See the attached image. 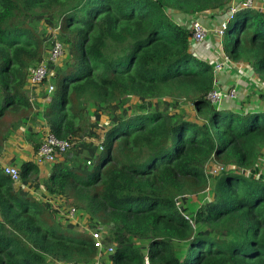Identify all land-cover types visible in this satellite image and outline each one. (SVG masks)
<instances>
[{
    "label": "trees",
    "instance_id": "16d2710c",
    "mask_svg": "<svg viewBox=\"0 0 264 264\" xmlns=\"http://www.w3.org/2000/svg\"><path fill=\"white\" fill-rule=\"evenodd\" d=\"M234 2L0 0V159L31 96L45 105L28 136L36 156L48 134L70 143L45 177L36 157L24 161L20 187L0 168V264H96L93 237L64 225L72 208L110 228L114 252L100 264H264V112L209 101L215 65L174 19ZM46 26L64 56L32 85ZM220 44L264 84V11L240 7ZM202 193L189 217L187 197Z\"/></svg>",
    "mask_w": 264,
    "mask_h": 264
},
{
    "label": "crops",
    "instance_id": "0c3cea01",
    "mask_svg": "<svg viewBox=\"0 0 264 264\" xmlns=\"http://www.w3.org/2000/svg\"><path fill=\"white\" fill-rule=\"evenodd\" d=\"M239 1L240 0H236V3H239ZM257 2L258 0H256L255 2L257 8L264 11V0H259V4ZM230 8L231 7H229L228 10H224L223 12L216 13L213 15L201 14L197 16H186L178 13L174 15V19L178 23L186 26H190L191 23L194 21H201L207 28L216 29L223 22L228 20L230 14L229 11ZM213 36L214 35L209 36L208 40L205 41L204 43L201 44L192 43L191 50L198 58L204 61H208L212 65H216L222 61L223 51L221 48L220 39L217 36L212 38ZM215 77H216V84H215L216 88L229 89L231 87H236L238 89V92L240 94L238 100L225 101L222 107L239 112L242 106L244 105L242 104V101H246L248 96H250L249 94H253V92H248L247 89H248V84H250L248 79L254 77V72L244 61H239V62L231 61V63L225 66V68H223L220 72H218ZM257 85L260 86L258 82ZM255 92L262 94V90L259 91L255 90ZM259 94H256L255 103L260 104V102H262L264 104V99L263 98L262 100L259 99L260 96ZM239 102L240 105H238V107L233 104V103L239 104ZM245 109L254 112H258V111L264 112V107L256 111L252 109L250 104L246 105ZM8 119L12 120L7 116L6 120ZM16 121L18 123L20 122V127L10 132L8 139L6 140L5 143L2 141V143L4 144L2 147L3 151L1 155V160L5 164H10L19 168L24 161L35 159L36 157V153L34 152L32 145L29 143L28 136L31 130H33L34 132L39 131L40 125L38 124V122H41L42 120L41 117L40 118L37 117L36 119L35 114L34 117H32V115L29 114L26 120L18 118ZM16 163H18V165ZM19 183L16 185L17 187H20Z\"/></svg>",
    "mask_w": 264,
    "mask_h": 264
},
{
    "label": "built area",
    "instance_id": "2783aa9c",
    "mask_svg": "<svg viewBox=\"0 0 264 264\" xmlns=\"http://www.w3.org/2000/svg\"><path fill=\"white\" fill-rule=\"evenodd\" d=\"M240 7L253 9L257 8L255 0H240V3L235 6L233 5L230 8V14L227 21L223 22L219 27L216 29H209L207 28L201 21H194L192 23V36L191 41L194 44H201L208 40V37L211 35L217 36L218 38L222 39L228 29L229 20L232 19L233 15L240 10ZM64 56V49L61 43L55 42L51 50L48 52L46 60L43 61L39 66L33 68L30 72V83L32 85H37L42 83L46 78L50 76L49 67L51 64H57ZM231 60L227 57H223V61L216 64L214 68V73L220 72L226 65L230 64ZM55 91L54 85H50L48 92L49 94H53ZM238 98V89L236 87H231L229 89H220L215 88L212 92L209 93L208 99L213 104L220 106L224 103L225 100H235ZM70 148V143L68 141L59 140L53 134H48L44 143L41 145L36 160L38 163H51L57 160L58 155L61 153H65ZM0 168L3 169L5 175L11 177V179L19 183L21 180L20 169L10 164H5L0 159ZM219 170H216L218 173L221 171L222 167H218ZM216 173V174H217ZM77 215V211L75 208L70 209L67 217L68 219H74ZM91 236L93 237L95 247L99 251L100 254L106 251L105 246L108 242V238L104 237L101 231H96L92 233ZM114 252V248L109 250V255ZM146 264H149L148 258H146Z\"/></svg>",
    "mask_w": 264,
    "mask_h": 264
},
{
    "label": "rangeland",
    "instance_id": "374dc122",
    "mask_svg": "<svg viewBox=\"0 0 264 264\" xmlns=\"http://www.w3.org/2000/svg\"><path fill=\"white\" fill-rule=\"evenodd\" d=\"M255 2H256V0H255ZM258 4H259V0H258V2H257ZM256 9H258V8H256ZM188 27H190V28H192V23H191V25L190 26H188ZM46 29H47V33H46V35H45V37H46V43H50V45H49V43H48V49H47V52H49L50 50H51V42L53 41V39H52V37L55 35V31L54 30H52V29H49V27L48 26H46ZM55 37V36H54ZM215 36H213L212 38H214ZM48 55V53H46V56ZM60 63V62H59ZM56 71V70H55ZM53 73H55V72H52V74ZM248 81L250 82V84H248V89H247V91L248 92H253V94H249L250 96H248V98H247V100L246 101H242V104H244V106L246 107V105H248V104H250L251 105V107H252V109H254V110H259L260 108H262V107H264V104L262 103V102H260V104H257V103H255V98H256V94H259L258 92H255V90L256 91H259V90H264V84H262V83H260L259 85L260 86H257L256 84H255V82H254V77H251V79L249 78L248 79ZM248 82V83H249ZM50 85H53V83L52 82H49L48 83V85H47V88L45 87V90H47V93H46V95H48V96H52L51 94H49V92H48V89H49V86ZM255 86H257V88L255 89ZM29 93V92H28ZM35 94L37 95V94H39L40 96H39V99H44V98H42V96H43V93H41V91H36L35 92ZM239 92H238V98H239ZM260 95V94H259ZM258 95V96H259ZM32 98H31V102L34 104V110L30 113V115H32V117H34V114L35 113H37V112H39L40 113V117H42V115H43V113H44V111H45V105H43V108L42 107H37V100L33 97V96H31ZM38 97V96H37ZM238 98L237 99H235V100H225V101H237L238 100ZM259 99H260V97H259ZM225 101H224V103H225ZM139 102H138V99L137 98H134V99H131V101H130V103H129V106H132V105H135V104H138ZM234 105H236L237 107H238V105H240V102H239V104H236V103H233ZM36 105V106H35ZM242 106V105H241ZM260 107V108H259ZM258 112H260V111H258ZM39 117V118H40ZM31 119H33V118H31ZM105 120H106V118H104ZM88 154H86V156H87ZM36 162L38 163V161L36 160ZM17 165H18V163H16ZM15 164V165H16ZM40 164V163H39ZM41 165H42V173H43V177H45L46 175H47V172H48V169H49V166H48V164H46V163H41ZM211 166V165H210ZM210 166H208L207 168H208V170H207V172H209V173H212L213 175H215L217 172H216V170H219V168H218V166L217 165H213L212 167H210ZM20 168V167H19ZM42 177V176H41ZM212 183V181L210 182V184ZM209 193H210V191H208ZM209 196H208V193H202L201 195H190L189 197H187V199L189 200V203H184V207H186L187 208V214H188V216L189 217H192V215L194 214V212L199 208V206L201 205V203H203V202H205L206 200V198H208ZM52 203H54V204H56V201L55 200H52ZM69 209V208H68ZM61 211H63V212H65L64 210H62L61 209ZM63 212H61L62 214H64ZM63 219H64V225H67L68 223H70V221H73V222H76L75 224H77V228L74 230V232H77V233H82V234H89V235H91L92 233H95L96 231H101L102 233H103V235H104V237L106 238V241H107V238L109 237V234H110V228H108V227H102V229L100 228H98V227H96V225H94V224H89V220L87 219V216H84V217H80L78 214L76 215V217L74 218V219H68V217H67V215H66V217H63ZM70 220V221H69ZM141 245H143V246H146V243H142ZM111 248H114V246H113V244L110 242V241H108L107 242V244H106V246H105V249H106V251L104 252V253H102V255L100 254V256H98V257H100V258H98L97 260H96V264H100V262H101V259H104V260H106V258L108 257V255H109V250L111 249ZM185 250V248H183V249H181V250H179V252L181 253L182 251H184Z\"/></svg>",
    "mask_w": 264,
    "mask_h": 264
},
{
    "label": "clouds",
    "instance_id": "9594fccd",
    "mask_svg": "<svg viewBox=\"0 0 264 264\" xmlns=\"http://www.w3.org/2000/svg\"><path fill=\"white\" fill-rule=\"evenodd\" d=\"M239 3H240V1H239ZM239 3H236V0H235V2L234 3H232V5L230 6V7H232L233 5H235V6H237ZM229 9V8H228ZM227 9V10H228ZM254 9H256V8H254ZM259 9V8H258ZM229 22H230V20H229ZM193 23V22H192ZM220 39V38H219ZM220 41H222V39H220ZM223 51V50H222ZM224 56H227L224 52H223V57ZM228 57V56H227ZM229 58V57H228ZM230 59V58H229ZM222 61H223V59H222ZM232 61V60H231ZM231 63V62H230ZM216 66V65H215ZM227 66V65H226ZM215 74V76L217 75V73H214ZM215 84H216V77H215ZM216 88V87H215ZM223 105V104H222ZM222 105H220V107L222 106ZM217 106V105H216Z\"/></svg>",
    "mask_w": 264,
    "mask_h": 264
}]
</instances>
